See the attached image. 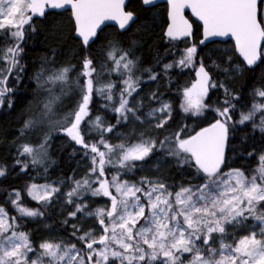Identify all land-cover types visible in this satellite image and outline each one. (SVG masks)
<instances>
[{"label": "snow or ice", "instance_id": "6c2138e0", "mask_svg": "<svg viewBox=\"0 0 264 264\" xmlns=\"http://www.w3.org/2000/svg\"><path fill=\"white\" fill-rule=\"evenodd\" d=\"M159 6L0 0V108L27 42L41 26L53 40L0 163V182L24 180L0 196V264H264V0H166L158 22ZM157 37L163 56L143 67ZM69 39L78 65L61 62ZM57 140L78 167L51 179Z\"/></svg>", "mask_w": 264, "mask_h": 264}, {"label": "trees", "instance_id": "16d2710c", "mask_svg": "<svg viewBox=\"0 0 264 264\" xmlns=\"http://www.w3.org/2000/svg\"><path fill=\"white\" fill-rule=\"evenodd\" d=\"M130 6L138 5V0H129ZM165 5H160L158 9L155 10L153 15H157V21L159 22L160 16L158 14H163L165 12ZM147 15L146 13H141V16ZM49 24L52 23L50 19ZM106 31H112V28ZM48 32L41 26L40 34L33 39L29 40L25 46L24 52V63L27 65L26 73L23 74V80L18 83H13L11 77L8 80V84L12 85L15 89V94L12 97L14 100V108H0V163H7L11 168L14 163V157L16 153V146L12 143L16 136L18 135V130L23 120V110L27 104V100L31 97V89L29 88V77L32 76L34 70L38 67L41 58L47 54L49 51L51 43L53 40L50 39L46 41V36ZM220 47H225V44H220ZM228 46V45H227ZM59 47L64 50L61 62L70 61L71 63L78 65V60L73 56L74 52H79V45L72 40H66ZM229 47V46H228ZM67 49H71L69 52ZM164 46L161 40L157 37L150 41L148 46H144L141 50L137 51L136 55L141 57L143 67H153L155 64V57L159 53L163 56ZM186 72L190 75H182L179 79L180 85L187 84L188 86L195 80V72L192 69H187ZM145 74V78H146ZM176 78L173 77L175 82ZM247 83V79H241L237 82L236 87L239 88ZM156 83L153 82V89L156 88ZM160 89L165 92V95H174L175 90L173 89L171 93L167 91V85L164 81H160ZM145 92L148 91L144 90ZM18 98V99H17ZM244 133H241L243 136ZM19 143V141H17ZM53 159L56 161V166L51 170V179H57L60 176H69L73 174V170L77 169V160L79 157H73L72 148L69 145H62L59 140L56 141L52 150ZM240 164L247 166V161H240ZM258 164L256 161L253 164L255 167ZM78 172V171H77ZM18 172H13L10 179L0 182V196H6L3 189L12 191L15 187H22L24 185V180L17 181ZM166 175L170 179L178 178L174 168H169ZM29 227H35L31 225Z\"/></svg>", "mask_w": 264, "mask_h": 264}, {"label": "water", "instance_id": "95a60500", "mask_svg": "<svg viewBox=\"0 0 264 264\" xmlns=\"http://www.w3.org/2000/svg\"><path fill=\"white\" fill-rule=\"evenodd\" d=\"M158 2H159V5H162V4L163 5H166V0H158ZM126 3H129V0H126ZM185 14H186V17L189 16L190 22H192V21L195 20V17H192V15H191L190 9H186L185 10ZM106 23H108L110 25H114L115 24V22H106ZM217 39H220V38H217ZM232 43H234V42H232Z\"/></svg>", "mask_w": 264, "mask_h": 264}, {"label": "rangeland", "instance_id": "374dc122", "mask_svg": "<svg viewBox=\"0 0 264 264\" xmlns=\"http://www.w3.org/2000/svg\"><path fill=\"white\" fill-rule=\"evenodd\" d=\"M145 90H147V89H145ZM257 161H258V159H257ZM82 171H83V169H80L76 174H77V176H79L80 174H82Z\"/></svg>", "mask_w": 264, "mask_h": 264}, {"label": "flooded vegetation", "instance_id": "af4514ba", "mask_svg": "<svg viewBox=\"0 0 264 264\" xmlns=\"http://www.w3.org/2000/svg\"><path fill=\"white\" fill-rule=\"evenodd\" d=\"M165 6H166V5H165ZM228 46L231 47V44H228ZM146 103H147V101H146Z\"/></svg>", "mask_w": 264, "mask_h": 264}]
</instances>
